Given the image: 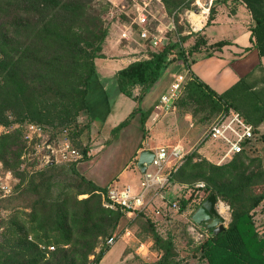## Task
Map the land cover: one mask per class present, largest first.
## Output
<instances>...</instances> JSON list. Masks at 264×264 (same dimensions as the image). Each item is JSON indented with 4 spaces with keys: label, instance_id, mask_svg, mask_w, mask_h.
<instances>
[{
    "label": "rangeland",
    "instance_id": "obj_1",
    "mask_svg": "<svg viewBox=\"0 0 264 264\" xmlns=\"http://www.w3.org/2000/svg\"><path fill=\"white\" fill-rule=\"evenodd\" d=\"M58 2L63 7L54 12L51 35L45 37L40 32L30 38V55L24 58L21 54L27 38L21 30V18L33 17L38 23L40 17L24 8V0H0V145L14 141L11 136L16 125L9 124L14 116L30 117L35 122L37 116H43L44 125L49 127L68 123L74 141L88 146L89 158L79 160L73 167L47 168L32 156L24 141L23 145H8L6 160L0 161L13 170L16 193L0 198V264H95L104 248L108 251L99 264H208L200 247L211 230L195 223L192 216L210 194L217 199L216 209L224 217L225 227L232 219L233 208L240 207L254 214L258 230L264 232V121L257 127L258 137L251 150L224 156L221 142L213 141L208 133L211 124L230 109L211 112L176 102L169 111L153 107L151 115L155 120L148 117L142 126L134 103L128 107L129 113L119 108L113 122L109 117L103 123L98 115H90L83 101L90 54L103 32L106 60L102 62H109L98 64V68L109 67L110 62L119 67L149 59L166 45H173L174 54L184 53L188 59L204 56L215 51L214 40H235L236 0ZM246 27L243 29L249 31L248 24ZM1 48L12 57L16 52L13 62H6ZM179 63H171L168 71L172 75L179 71L188 78L187 70L179 69ZM21 86L30 91L29 102L12 96L19 94ZM158 92L154 90L152 96ZM127 113H133L127 127L117 134L111 132L110 126L126 119ZM5 119L8 123L4 124ZM51 131L45 135H52ZM175 143L184 145L189 153L172 169L166 166L163 175L167 183L147 190L145 211H120L117 222L116 215L112 220L108 218L106 210L116 209L104 205L91 183L100 187L131 184L137 191L143 173L137 168L136 150ZM16 153L17 161L9 162ZM24 154L27 156L22 160ZM149 171L155 168L150 166ZM29 185L38 186L47 203L65 199L79 212L85 204L95 212L98 209L100 217H95L99 224L90 222L85 230L80 225L73 226L70 241L44 239L41 228L23 225L37 213L35 192ZM220 191L230 193L221 195ZM261 195L260 203L252 207L255 197ZM183 200L187 204L181 210ZM113 235L116 241L110 245L108 239Z\"/></svg>",
    "mask_w": 264,
    "mask_h": 264
},
{
    "label": "trees",
    "instance_id": "obj_2",
    "mask_svg": "<svg viewBox=\"0 0 264 264\" xmlns=\"http://www.w3.org/2000/svg\"><path fill=\"white\" fill-rule=\"evenodd\" d=\"M247 8L249 9L252 18L255 22V26L251 29V36L254 39V48L258 49L260 55H264V0H241ZM50 5V10L48 5ZM32 6V8H29ZM63 5L58 2V0H24V8L30 12V14L35 13L40 17V22L35 23L33 17L29 19L21 18V30L26 33L24 37L27 38L22 57H27L30 55V38H35L40 35V32L44 33V36L51 35V29L54 27V12L57 9H61ZM70 10L74 11V8ZM50 12V14H49ZM5 34V33H4ZM104 32L98 38V43L93 47V51L90 54L89 63V73L84 81V93L83 101L85 107L88 109L90 115V107L87 102V96L89 94L90 80L96 73L97 65L96 59L105 57L104 55ZM6 36V34H5ZM205 44V42H204ZM227 44L224 41H218L212 44V46L217 49ZM173 45L163 46L160 50L154 52L151 58L138 61L134 64L127 65L120 69L117 74V85L120 94L130 98L133 102L137 104L134 112H140V122L143 126L152 112V108L147 110H142L140 108V103L145 97L149 89L158 81L162 76L164 71L170 66L171 63H182L187 69L191 62H194L196 57L188 59L184 53H179L178 55L173 53ZM251 48H245L246 51ZM2 56L6 57V62H13L12 58L16 56L7 52L6 49L1 48ZM195 50H198L196 47ZM213 51H208L204 56H211ZM12 65L11 69L13 68ZM28 86L27 83H23ZM137 88L139 91L135 94L134 89ZM182 94L178 98L177 102L180 106L186 105L188 103L195 106L197 109H208L211 112H218L222 109L228 110L233 109L239 112L245 120L255 127V132L257 133V127L264 121V68L261 65L256 66L252 71H250L245 76L241 77L240 80L234 84L230 89L217 93L215 90L210 88L205 82L201 81L193 75H189L182 87ZM15 99H22L26 102L30 100V91L24 86L19 89L18 95H12ZM227 112V111H226ZM133 113L128 115V117L120 121L115 125L111 132L117 134L122 128H124L131 118ZM11 116V115H10ZM37 122L31 120L30 117H23L22 119L13 117L9 124H14L16 127L12 132L14 141L6 142L0 145V159H5V153L7 152V147L10 143H19L23 145V135H24V125L26 123H37L44 126L45 130H52V136H56L62 131H67V138L71 143L77 147L83 157L81 160L89 158L88 146H82L80 143H76L71 134L72 128L68 123H61L54 126H46L43 122L46 119L42 116H37ZM5 123L8 120L5 119ZM50 129H49V128ZM7 136H3L4 138ZM3 140V139H1ZM26 143V142H25ZM247 151L236 154L242 155L246 154ZM22 154L19 155V157ZM18 153L9 157L10 161H17ZM6 160V159H5ZM3 161V160H2ZM4 162L5 168L13 170L7 166ZM78 162V161H77ZM77 162H65V163H49L45 167H56L59 165H69L71 167L77 165ZM14 175V173H13ZM15 177V175H14ZM94 190L99 191L102 197L103 192L106 191L108 186H98L95 183H91ZM16 186L14 187L13 193L7 197L8 198L15 195ZM29 189L35 192L34 209L37 213L30 217L28 221L24 224H29L32 226H37L41 228L42 237L44 239H54L56 243L60 241H70L72 236V227L75 225H80L85 230V226L92 222L93 225H98L99 220L97 216L100 217L97 212L93 210V207L89 204H85L82 210L77 211L73 206H71L65 199H61L59 202H46V198L40 193L39 187L36 185H29ZM208 190V188H206ZM230 193L229 191H220L219 194L226 195ZM214 195V194H210ZM263 196L255 197L252 207H256ZM187 204V201L183 200L180 203V209L183 210ZM107 211V212H106ZM107 217L111 220L114 219L116 215V222L119 220L122 214L120 210H106ZM119 212V213H118ZM96 216V217H95ZM96 219V220H95ZM71 220V221H70ZM115 225L112 226L114 228ZM92 230V229H91ZM90 230V231H91ZM63 238V239H62ZM202 257L205 258L208 264H264V232H260L254 220V214L248 209H242L240 207H234L232 212V219L227 227L217 235H213L210 231L209 236L202 242L200 247ZM108 248L101 249L95 264H99L104 258L105 253Z\"/></svg>",
    "mask_w": 264,
    "mask_h": 264
},
{
    "label": "built area",
    "instance_id": "obj_3",
    "mask_svg": "<svg viewBox=\"0 0 264 264\" xmlns=\"http://www.w3.org/2000/svg\"><path fill=\"white\" fill-rule=\"evenodd\" d=\"M185 81V74L179 73L175 77L169 89L159 98L158 108L160 110L169 111L175 108V103L180 96ZM46 131L44 126L37 123L30 122L24 125L23 139L28 144V151L32 152V156L36 158L41 166L49 163L77 162L82 159L81 151L67 138V131H62L56 138L52 135H45ZM208 135L213 141L221 142L220 151L224 156L251 150L258 137L255 127L233 109L225 112L211 124ZM153 151L154 159L150 166H153L155 171H149L150 166H148L147 170L142 174L143 178L140 182V188L142 187V189L135 191L130 186L109 185L106 191L101 193L106 207L118 209L126 214H131L135 211H145L147 208V201L145 200L147 190L155 185L163 186L167 183L168 179L163 175L166 166L168 165V168L172 169L189 153L181 143L171 146H159ZM27 154H24L21 159L24 160ZM15 181L13 172L5 169L0 161L1 197H7L13 193ZM154 211L156 214L159 213L158 210ZM115 241V235L108 239L110 245ZM52 248L50 247V249Z\"/></svg>",
    "mask_w": 264,
    "mask_h": 264
},
{
    "label": "crops",
    "instance_id": "obj_4",
    "mask_svg": "<svg viewBox=\"0 0 264 264\" xmlns=\"http://www.w3.org/2000/svg\"><path fill=\"white\" fill-rule=\"evenodd\" d=\"M236 2L237 6L234 10L236 23L234 26L237 29L233 32L235 40H233V42H227L224 46L215 49L211 56H197L195 61L191 62L187 69L185 68L188 75L191 74L197 77L217 93H222L230 89L241 77L248 74L256 66L261 65L264 68V55H260L258 49L254 48V39L251 36V29L255 26V22L245 3L241 0H236ZM219 20L220 18L218 17L217 21ZM247 24L250 29L249 31L243 29ZM214 42L217 41L214 40ZM248 47L251 49L246 51L245 48ZM103 60H106V57L96 59L97 70L90 80L87 102L94 118L98 115L101 119L100 121L104 123L106 120V122H108L109 117H111L110 120L112 122L114 121V113L117 109H127L126 111H128V107L132 108V103H134L135 106H137V104L130 98L120 94L118 89L116 74L127 65L115 67L117 64L114 65L115 63L110 62L111 66L98 68V64H102ZM107 62L109 61L104 63L106 64ZM180 65L178 66L179 69L185 67L182 63ZM168 70L169 67L146 93L140 103L141 109L147 110L149 108L158 107L160 96L169 89L172 81L180 73L177 71L172 75V72ZM154 90L159 92L157 95L152 96ZM149 120L152 121L155 120V118L150 114ZM117 121L118 120H116V122ZM116 122L114 126L118 124ZM114 126H110V128L112 129ZM126 127H124V129ZM142 150L144 149H137L136 152L140 153ZM129 186L133 187L131 184Z\"/></svg>",
    "mask_w": 264,
    "mask_h": 264
},
{
    "label": "water",
    "instance_id": "obj_5",
    "mask_svg": "<svg viewBox=\"0 0 264 264\" xmlns=\"http://www.w3.org/2000/svg\"><path fill=\"white\" fill-rule=\"evenodd\" d=\"M154 159V151L152 149H144L138 155L137 168L144 173ZM217 199L215 195H209L199 208L195 211L192 219L195 223L203 225L206 230H211L213 235L225 229L224 217L216 209Z\"/></svg>",
    "mask_w": 264,
    "mask_h": 264
},
{
    "label": "bare ground",
    "instance_id": "obj_6",
    "mask_svg": "<svg viewBox=\"0 0 264 264\" xmlns=\"http://www.w3.org/2000/svg\"><path fill=\"white\" fill-rule=\"evenodd\" d=\"M194 16H195V17H198L199 15L195 14ZM192 19H193V18H192ZM194 20H195V19H194ZM131 189H133V187H131ZM113 244H114V243H113ZM113 244H112V245H113Z\"/></svg>",
    "mask_w": 264,
    "mask_h": 264
}]
</instances>
